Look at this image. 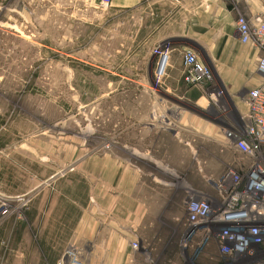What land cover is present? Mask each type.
I'll return each mask as SVG.
<instances>
[{
  "label": "rangeland",
  "instance_id": "obj_1",
  "mask_svg": "<svg viewBox=\"0 0 264 264\" xmlns=\"http://www.w3.org/2000/svg\"><path fill=\"white\" fill-rule=\"evenodd\" d=\"M152 6L144 5L132 20L130 10L98 0H0V190H28L17 197L0 194V225L10 226L5 251L25 234L24 225L35 238L34 221L49 213L38 212L45 199L36 195L34 155H19L22 144L41 137L58 145L52 192L74 195L75 224L90 202V164L109 155L138 174L139 193L153 200L146 220L128 233L146 264H264V247L252 257L233 258L205 232L185 244L191 203L221 207L229 193L217 186L229 182L230 170L245 176L256 161L223 142L228 103L219 101L225 110L206 103L213 77L202 86L183 82V51L162 40L166 28H149ZM201 47L204 58L208 52ZM161 50L168 63L171 53L181 58L175 79L168 65L164 75H155ZM71 247L94 264L88 245L77 242L55 245L57 261Z\"/></svg>",
  "mask_w": 264,
  "mask_h": 264
},
{
  "label": "crops",
  "instance_id": "obj_2",
  "mask_svg": "<svg viewBox=\"0 0 264 264\" xmlns=\"http://www.w3.org/2000/svg\"><path fill=\"white\" fill-rule=\"evenodd\" d=\"M111 5L118 11L130 10L132 20L140 18L135 12L144 11V5H153L147 11L152 32L163 26L166 29L162 40H173L179 51L193 49L197 57L211 68L213 91L220 89L221 95L212 99L210 94L205 102L210 100L222 110L225 108L221 103L219 105L221 98L228 103L223 142L231 147V139L241 134L247 122L248 91L264 79L257 70L262 50L240 41L236 19L241 15L249 19L261 15L264 0H111ZM202 44L206 45L208 52L204 58L199 54ZM169 62V70L174 75L172 79H175L182 66L181 58L171 53ZM20 148V156L34 155L39 175L34 187L38 188L36 195H40L42 201L45 199L38 212L43 213L48 208L49 213L45 219L34 221L35 238L26 235L27 226L24 225L25 234L12 239L8 251L3 249V244L8 242L6 236L10 226L8 223L0 225V264H55L61 251L55 245L60 242L88 245L86 250L94 264H146L145 253L131 247L135 239L128 235L146 220L148 209L154 208L151 205L153 200L139 193L138 174L124 171L109 155L91 162L88 172L90 202L82 208V216L75 224L74 195L63 193L59 197L58 192L57 196L52 192L57 185L53 179L57 174L56 141L31 137ZM49 180L51 185L45 183ZM27 192L25 188L19 190L12 186L0 190V194L7 197L22 196ZM49 192L50 199L47 197Z\"/></svg>",
  "mask_w": 264,
  "mask_h": 264
},
{
  "label": "built area",
  "instance_id": "obj_3",
  "mask_svg": "<svg viewBox=\"0 0 264 264\" xmlns=\"http://www.w3.org/2000/svg\"><path fill=\"white\" fill-rule=\"evenodd\" d=\"M110 2L99 0L103 7ZM236 27L242 43L262 50L257 60V70L264 77V12L251 19L239 16ZM182 57L184 83L202 86L212 81L211 68L197 57L193 49H184ZM168 60V53L161 50L156 76L164 75L169 66ZM220 94L219 90H214L211 98L215 99ZM247 104V122L239 134L241 137L236 136L238 139L230 144L256 162L252 163L243 177L230 170L227 174L229 182L223 180L217 186L229 193L227 202L221 207L211 209L209 204L199 199L191 203L190 223L184 235L185 244H188L197 234H211L218 239L221 253L233 258L252 257L264 247V79L260 85L248 91ZM137 246V241L132 242L133 248ZM77 254L74 248H67L57 264H86Z\"/></svg>",
  "mask_w": 264,
  "mask_h": 264
}]
</instances>
